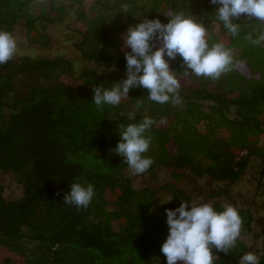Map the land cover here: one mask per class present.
I'll use <instances>...</instances> for the list:
<instances>
[{"label": "trees", "instance_id": "1", "mask_svg": "<svg viewBox=\"0 0 264 264\" xmlns=\"http://www.w3.org/2000/svg\"><path fill=\"white\" fill-rule=\"evenodd\" d=\"M217 7L210 0H93L88 8L85 0H0V30L14 35L22 23L34 43L49 44L48 27L69 16L80 24L73 42L78 59L36 53L0 65V170L11 173L23 190L19 198L8 199L0 184L1 246L25 264H167L160 251L169 231L166 209L183 200L189 207L194 203L180 185L187 181L183 171L191 181L210 179L208 197L217 198L216 211L223 210L222 197L229 198L230 190H213L214 183H239L253 155L263 160L258 183L264 186L259 144L264 138V43L245 38L252 34L255 39L264 24L242 16L234 21L241 24L240 34L232 37L216 19ZM180 12L209 28L210 45L223 42L232 50L231 70L218 80L184 75L177 57L169 63L180 80L181 104H159L148 100L143 88H133L119 106L97 109L93 86L110 88L126 78V30L144 18L167 23V16ZM64 75L71 81L65 82ZM137 99L142 101L138 109ZM129 112L134 120L127 119ZM145 116L154 121L145 133L151 143L144 153L153 164L143 174L155 177L159 168H169L175 183L137 188L123 157L110 151L120 141L119 125L139 123ZM71 183L94 185L87 208L63 202ZM234 207L243 220L241 238L231 253L214 250L215 264H240L248 251L244 238L255 217L248 207ZM262 234L260 264L264 225Z\"/></svg>", "mask_w": 264, "mask_h": 264}, {"label": "clouds", "instance_id": "2", "mask_svg": "<svg viewBox=\"0 0 264 264\" xmlns=\"http://www.w3.org/2000/svg\"><path fill=\"white\" fill-rule=\"evenodd\" d=\"M210 3L218 6L215 17L232 37L240 34L241 24L234 21L242 16L264 24V0H210ZM122 7L127 11V5ZM167 17V23L158 18H144L126 30L122 36L123 47L130 48V51L125 52L126 78L112 84L110 88L103 84L93 86L92 102L97 109L103 111L105 105L119 106L122 99L129 97L133 88L146 90L150 101L181 104L180 80L169 63L177 57L182 60L184 75L191 73L218 80L222 74L231 70L232 50L223 42L210 45L206 38L209 28L202 21L194 16H186L183 12ZM245 38L259 45L264 43V31L259 32L255 39L252 34ZM16 50L17 39L14 35L0 30V65L12 59ZM141 103L137 99L135 107L138 109ZM126 116L128 120L135 119L133 112ZM153 123L152 118L145 116L139 123L120 124L118 127L120 141L110 151L123 157V163L127 164L133 175L147 172L153 164V160L144 155L151 143V137L145 133ZM94 195V185L71 183L63 202L79 210L87 208ZM160 202L161 205L165 204ZM166 223L169 231L160 251L167 264H177L178 261L183 264H215L218 257L214 255V250L231 253L241 238L243 227L239 211L230 204L224 205L222 211H216L211 203H193L189 207L184 200L179 207L166 209ZM240 264H260V258L249 251L242 255Z\"/></svg>", "mask_w": 264, "mask_h": 264}, {"label": "rangeland", "instance_id": "3", "mask_svg": "<svg viewBox=\"0 0 264 264\" xmlns=\"http://www.w3.org/2000/svg\"><path fill=\"white\" fill-rule=\"evenodd\" d=\"M92 1L93 0H85L87 8L91 5ZM77 27H80V24L74 23L72 16L68 17L67 22L49 26L47 32L50 35V43L43 45L39 42H32L27 35L25 26L20 23L14 33V37L17 39V50L14 56L26 54L33 55L36 53L48 56L64 54L73 59H78V53L73 46V42L78 38V34L75 31ZM214 31L219 35L222 34L219 26H215ZM62 79L67 83L71 81V77L68 75H64ZM259 144L264 148V138ZM251 159L252 162L250 168L239 183L230 186L225 185V183H214L213 190H219L222 186L229 187L230 196L229 198L223 196V203L225 205L230 204L237 207H248L252 210L255 217L253 230L249 236L244 238V240L248 244L247 252L251 251L257 255L263 247L264 186L260 187L258 183V172L261 169L263 160L256 155H253ZM183 174L187 181H182L180 185L193 195L194 203L212 204L213 201L217 199L212 198L210 200L208 197L211 193V182L208 177L193 179L191 181L188 172L183 171ZM128 175L131 177L134 186L137 188H143L145 186L157 187L165 181L175 183L173 170L169 168H159L155 177H152L147 173L133 175L131 170L128 171ZM0 184L4 186V195L6 198L17 199L22 195V186L12 177L11 173L0 170ZM201 190L204 193V196L202 197L198 196V193ZM0 264H25V261L23 257L0 245ZM177 264H183V262L178 261Z\"/></svg>", "mask_w": 264, "mask_h": 264}]
</instances>
